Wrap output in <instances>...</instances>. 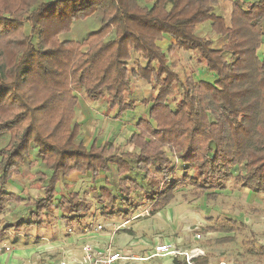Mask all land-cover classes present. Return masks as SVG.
<instances>
[{"label": "trees", "instance_id": "obj_1", "mask_svg": "<svg viewBox=\"0 0 264 264\" xmlns=\"http://www.w3.org/2000/svg\"><path fill=\"white\" fill-rule=\"evenodd\" d=\"M219 2L0 0V213L11 203L25 210L7 219L0 236L39 228L56 211L67 226L83 228L93 200L105 220H128L140 208L134 193L157 213L185 184L197 197L232 181L264 192V58L257 53L264 0H235L230 23L214 12ZM82 22L90 23L77 38L66 37ZM204 23L226 43L200 35ZM166 37L173 40L168 49L159 45ZM179 51L198 54L215 80L183 78L171 59ZM134 54L145 62L130 72ZM132 77L157 90L141 101L149 109L129 138L137 151L84 143L77 92L103 100L106 114L121 119L137 108ZM36 165L42 196L28 200L7 188L14 175ZM101 172L104 183L91 189L93 199L66 183L73 173L96 181ZM60 183L67 192L59 193ZM262 249L256 253L264 257ZM172 263L188 264L181 255ZM194 263L210 262L205 256Z\"/></svg>", "mask_w": 264, "mask_h": 264}, {"label": "rangeland", "instance_id": "obj_2", "mask_svg": "<svg viewBox=\"0 0 264 264\" xmlns=\"http://www.w3.org/2000/svg\"><path fill=\"white\" fill-rule=\"evenodd\" d=\"M169 1L170 4L173 2V0ZM219 1L214 4V12L230 23L235 0ZM245 1L246 4L255 2V0ZM88 23L90 22H82L75 30L67 33L66 37L77 38L78 31L88 27ZM196 30L200 35L214 40L218 46L226 43L225 38L210 29L209 23L198 25ZM172 41V38L166 37L159 42V45L168 49ZM262 42L257 52L260 58H264V39ZM226 58H229V53ZM171 59L176 60L174 69L183 78L194 75L197 81L215 80V76L207 72L196 53L179 51L172 54ZM144 62L138 54H134L128 62L130 72ZM132 90L137 99V108L121 119L112 118L113 114H106L103 100L94 103L83 92H77L80 101L75 119L82 123L84 143L90 144L94 140L98 145L111 143L118 153L137 151L129 143V138L136 131L138 120L143 115L146 116L149 109L141 101L155 95L157 90L137 77H132ZM38 170L37 165L25 167L21 174L14 175L7 188L25 196L28 200L39 198L42 196V190L36 180ZM182 173L181 167L177 166V178H181ZM104 179L103 172L96 181L91 179L90 174L73 173L67 178L66 183L71 189L93 199L94 193L91 189L101 188ZM64 184L58 185L59 193L68 191V187ZM154 184L160 190L163 181L159 178ZM192 189L190 184L178 188L175 198L157 213L153 212L155 207L149 204L146 196L134 193L133 196L140 208L128 220L118 217L105 220L102 205L93 200V210L83 222L85 226L91 224L87 236L82 232L83 228L78 225L67 226L60 216L61 212L44 215L41 219L42 226L39 228L33 226L28 231L23 230L16 234L11 232L0 236V264H58L63 249L80 253L84 242L81 239L85 237H89L87 240L98 249L110 246L116 251H124L123 254L128 256H133V253L140 256L127 261L126 264H173L172 255L151 256L155 250L154 246L161 242L172 243L182 251L201 249L204 252L203 256L206 255L208 258L209 264L221 262L264 264V257L256 253L262 248V251L264 250V192L257 194L248 188H240L233 181L228 182L224 190L216 191L215 195L206 193L202 197H197ZM4 211L0 213V228L7 219H14L15 216L25 212L23 203H11ZM126 221L128 223H125ZM98 223L104 225L102 230L95 229ZM67 227L73 229L72 235L66 234ZM46 245L47 249H45Z\"/></svg>", "mask_w": 264, "mask_h": 264}, {"label": "built area", "instance_id": "obj_3", "mask_svg": "<svg viewBox=\"0 0 264 264\" xmlns=\"http://www.w3.org/2000/svg\"><path fill=\"white\" fill-rule=\"evenodd\" d=\"M91 222L95 224V222L93 221ZM125 223H128V221H126ZM90 225L91 224H88L83 229L85 236H87V232L89 231ZM103 228L104 225L101 223H98V225L95 226L96 230H102ZM72 232H73L72 228H67L66 230L67 235H72ZM154 249L155 250L151 255L153 257H162L167 255H172V256L181 255L184 257L186 263L188 264H195L194 260L204 255V252L201 249L182 251L180 249H177L172 243L157 244L154 246ZM61 253L62 254L60 256L58 264H121L130 260L132 261L133 259L136 258L135 256H128L126 254H123V252L120 250L116 251L112 249L110 246L98 249L93 246L91 241L88 240L82 243L80 253L69 252L66 251L65 249H63ZM220 264H226V263L221 262Z\"/></svg>", "mask_w": 264, "mask_h": 264}, {"label": "crops", "instance_id": "obj_4", "mask_svg": "<svg viewBox=\"0 0 264 264\" xmlns=\"http://www.w3.org/2000/svg\"><path fill=\"white\" fill-rule=\"evenodd\" d=\"M83 229H84V227H83ZM83 229H82V232H83ZM99 235V234H98ZM87 239H89V237L88 238H84V239H81V240H84V242L87 240ZM163 242H161L160 244H162ZM167 243V242H166ZM48 248V246L46 245V247H45V249H47ZM36 249V248H35ZM39 250H40V248H38ZM121 251V250H120ZM122 252H124V251H122ZM61 256V255H60ZM133 256H137L136 254H134L133 253ZM206 256V255H205ZM204 256V257H205ZM137 257H139L140 258V256H137ZM141 259H142V257H141ZM131 261V260H130ZM132 263V262H131ZM121 264H126V262L125 263H121Z\"/></svg>", "mask_w": 264, "mask_h": 264}]
</instances>
